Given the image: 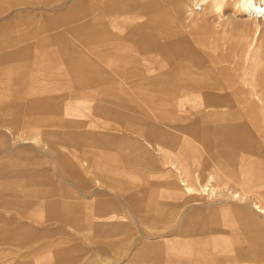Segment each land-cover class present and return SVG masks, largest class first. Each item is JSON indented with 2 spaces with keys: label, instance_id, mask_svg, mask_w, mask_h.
I'll return each instance as SVG.
<instances>
[{
  "label": "rangeland",
  "instance_id": "rangeland-1",
  "mask_svg": "<svg viewBox=\"0 0 264 264\" xmlns=\"http://www.w3.org/2000/svg\"><path fill=\"white\" fill-rule=\"evenodd\" d=\"M237 1L223 0L217 8L212 9L211 1L208 0L200 5L198 10L193 11L191 0H0V114H10L14 118L10 122L0 123V148L23 146L36 147L35 149L39 150L36 153L30 152L24 157H19L17 153H6L0 149V180L2 181L5 178L3 175L10 171L20 170L28 163H37L41 166L35 168L36 172L41 174L40 170L43 168V171L47 172H42V175L47 173L52 176V182L61 184L71 196L78 195L75 184L79 179L69 175L73 169L70 167L67 169L62 160L63 156H58L60 153L56 155L53 153L57 146L53 145L52 147V139L44 133L47 131L50 135L49 131H52V126L41 128L45 123H42V126H38L37 122L29 124V118L33 117H42L52 123L54 112L50 111L51 113L40 115L37 110L39 116L24 115L26 109L24 104L28 103V99L30 100L27 95L34 90L25 93L17 90L20 85L38 82L41 84L42 82L46 83L43 85L51 87L47 95L52 94L53 84V93L56 92L58 96L66 82L78 80L77 75L68 77L65 69L61 72L64 66L67 68L71 66L72 59L66 58V51L71 49L85 53L89 51L88 55L90 53L89 74L85 79L89 84V103L77 102L80 103L78 105L81 108L89 107L90 115H93L96 108L99 84L105 88L104 99L112 100V98L108 99V96L114 93L113 85L117 84L118 87L115 89H121L119 92L126 94L138 107H142V111H145L146 106L136 95L139 93L138 89H131L127 83L131 79H137L136 76L141 81L146 77L144 71L155 73L163 70L166 73H174L173 68L176 65L182 67L178 69V72L184 76L187 74L186 69L189 65L183 66V64H190V61H193L197 63V67L200 69L197 73L201 76H206L209 67L216 66L220 79L228 86L232 94L238 95V98L240 95L237 91L246 90V83H248L249 102L255 104L256 115L262 120L261 130L264 134V19L263 17L257 19L256 23L250 21L243 15L241 7L236 5ZM186 5L187 7H185ZM187 12H190L192 16L190 17ZM153 17L155 22L151 21ZM150 22L156 25L162 23V26H153L150 25ZM142 24L144 25L142 26ZM145 24L148 25L145 26ZM152 28L162 31L158 35L163 36L159 37V41L162 40L163 43L154 41L152 44L154 57L145 59L142 56L146 54L145 46L147 44L140 40H145L147 35L156 36L154 32L145 33ZM101 47H105L108 52L114 49L122 57L126 55V58H109L106 54H104V58L102 54L97 56V49ZM149 53L150 48H147V54ZM176 54L180 56L179 59L172 57ZM135 63H137V73L136 71L133 73L134 69H130L134 67ZM124 70L126 72H123ZM182 80L184 82V78ZM179 92L167 95L175 104L174 120L154 119V121H158L160 127L169 130L179 140L193 141L192 137L180 132V129L185 126L181 117L192 114L193 109L182 111L177 107L181 97H179ZM190 92L192 93V91ZM21 93H24L27 99L17 96L18 94L21 96ZM256 96L259 97L261 103L255 99ZM50 102L52 103V101ZM106 102L113 103L118 107L124 105L133 110L120 99ZM224 111L228 112L229 110L225 109ZM146 116L148 119L152 118L149 113ZM54 118L63 124L60 121V115L58 118L55 115ZM25 119L27 120L24 123ZM89 119L90 122L95 121L94 117L90 116ZM130 122L128 120L123 124L113 125L104 123L105 125L102 126V131L112 135L115 146L117 145L123 152L120 153L114 148L112 150L118 161V165H115L114 168L117 170L114 172V176L124 182H136L140 185L138 188L133 186V189L126 190L127 188H124L125 190H123L111 188L107 183L101 184L100 197L122 202L117 211L126 219L122 234V238H125L126 241H119L120 237H115L111 232L112 228L106 226L103 229L105 233L101 236L102 241L96 242L97 244L88 243L89 235L74 234L73 231H80L82 228L71 226V220L65 221V219L59 218L58 210L56 211V222H68L69 228L55 226V220H49L52 204L47 201L40 203L42 207L41 225L34 224L33 227H29L28 224H32L29 219V209L32 208L33 203H26L23 206L25 211L22 207L20 212V206L17 208L14 204L3 202L0 203V233H2L0 235V264H169L173 261L176 264H199L203 259L198 262L192 256L187 257L181 253L174 258H166V260H162L159 253L150 249L146 250V253L137 254V251L145 243H170L175 240L178 226L182 224L181 219L188 212L192 199L195 201L200 199L198 202L208 204L205 205L210 209H221L227 206L242 209L251 215L250 217L257 218L264 228V217L254 214L253 208H251L253 204L246 203V199L245 204L234 201L223 202L226 196L207 199L206 195L200 194L199 185L209 183V178L207 180L200 178V182H196L194 179L190 180L191 194L185 193L183 188L179 187L178 189L174 188L176 197L171 198L166 195L164 182L160 177L169 171L167 168L169 165H164V162L169 160H165L162 153L155 155L154 164H151L148 159L137 157L132 151L134 143H140L145 152L150 149L143 143V139L147 135L146 132L136 130L134 128L136 123ZM66 124H68L67 120ZM98 124L101 125L102 122H98ZM33 140H36L33 142L34 145L24 144ZM174 154L182 159H187L179 145L175 147ZM190 155L195 159L193 163L191 162L192 164L190 163L192 165L189 168L191 172L196 170L194 165L197 159L191 152ZM173 167L170 166L171 169ZM107 173L109 176L113 175L109 171ZM10 175L14 178L17 173L15 172L14 175L12 172ZM176 175L172 173V179L177 182ZM83 178L87 181L92 180L91 176L86 173ZM159 178L161 180H158ZM256 178L251 189H246V193L253 202L264 208V180H259L258 176ZM212 186L219 189L214 182H212ZM189 188L187 186V189ZM151 190L158 191L159 195H156V198L164 206L176 207L180 220H176L174 224L165 223L156 226L159 231L163 229L164 233L161 237L157 240L143 242L139 238L146 227L133 216L126 201L130 194L142 199L144 196H148V194H144V191L148 193ZM232 193L235 192L232 191ZM54 213L55 211H53ZM22 214L25 218L20 216ZM227 215V218L233 221L235 218H239L235 213H225L221 216ZM23 224L25 225L21 226ZM224 228L226 231L219 235L227 240V244L234 246L244 244L242 239L245 234L242 231L246 230V233L249 230L252 233L249 227L248 229L235 225V223H229ZM171 229L172 231H168ZM16 232H23L26 236L31 235L32 232H39L42 234V239L35 240L34 244L24 245L7 238L10 233ZM82 238L84 241L81 240ZM132 244L133 250L122 249V247ZM260 244L264 247L263 243ZM96 248H100V250L97 251ZM260 264H264V260Z\"/></svg>",
  "mask_w": 264,
  "mask_h": 264
},
{
  "label": "crops",
  "instance_id": "crops-1",
  "mask_svg": "<svg viewBox=\"0 0 264 264\" xmlns=\"http://www.w3.org/2000/svg\"><path fill=\"white\" fill-rule=\"evenodd\" d=\"M147 25L145 24V26ZM155 26H162V23ZM155 35H147L145 40H140V42L147 44L145 46L146 54L142 56L145 59L154 57L152 51L154 41L163 43L162 40L159 41V37L161 36L162 38L163 36ZM147 48H150L149 54H147ZM67 51L66 58L72 59L71 66L68 68L64 66L61 72L65 69L68 77L77 75L78 80L76 82H66L58 96L56 92L53 93V84L52 94L47 95L51 87L43 85L46 83L42 82L41 84L38 82L20 85L17 90L24 93L34 90L27 95L30 100L28 99V103L24 104L26 105L24 106L26 108L24 115L39 116L38 114L54 112L52 114V123L42 117H33L29 118V124L30 122H37L38 126H42V123H45L41 128L52 126V131H49L50 135L47 131L44 133L52 139V147L53 145L57 146L53 153L55 155L60 153L58 156H63L62 160L67 169L68 167L73 169L69 175L79 179L75 184L78 195L71 196L61 184L52 182V176L47 173L42 175V172H47L43 171V168L40 170L42 171L41 174L36 172L35 168L41 165L28 163L22 166L20 170H13L8 172L9 174L3 175L6 179L0 180V203L6 202L14 204L15 207L20 206L21 210L17 209L20 212L26 203H33L32 208L29 209V219L32 224H28L29 227H33L34 224L41 225L42 207L40 203L47 201L52 204V213H49L48 217L49 220H55V226L69 228L68 222H56V211L58 210L60 213L59 218L65 219V221L71 220V226H79L89 234L88 243L102 241L103 238L101 236L105 233L103 229L106 226L112 228L111 232L115 237H120L119 241L125 242L126 239L122 238V234L126 219L117 211L122 202L121 200H109L100 197L101 184L107 183L111 188L123 190H125L124 188H127L126 190L129 188L133 189V186L138 188L140 185L136 182H124L114 176V172L117 171L114 168L115 165H118V161L112 150L114 148L120 153L123 152L121 148L117 145L115 146L114 137L102 131V126L105 125L104 123L109 125L123 124L130 120L132 123H136L134 126L136 130L146 132L147 135L143 139V143L150 149L145 152L140 143H134L132 151L137 157L148 159L151 164H154L155 155H161L162 153L164 159L169 160L164 162V165H169L167 167L169 171L160 177L163 179L166 195L171 198L176 197L174 188L178 189L181 187L175 173L176 170L190 188H192L190 180L194 179L196 182H200V178H206V180L210 178L219 189L239 193L244 199V201L242 200L243 204H245L246 199V203L250 202L251 205L253 204L251 208H253L254 214L260 215L254 211V206L262 210L264 208L253 202L246 193V189H251L252 184L256 181V176L259 177V180H264L262 120L256 115L255 104L249 102L250 90L248 83H246V90L237 91L240 95V98H238V95L232 94L228 86L220 79L216 66L214 68L209 67L206 76H201L197 73L200 71L197 63L190 61V64H183V66L189 65L187 67L189 70L186 69L187 74L184 76L178 72L181 66L176 65L173 68L174 73H166L163 70L155 73L144 71L146 77L143 79L146 80L141 79L139 81V77L136 76L137 81L136 79H131L132 81L130 80L127 83L131 89H138L139 93H136V95L146 106L145 111H142V107H138L126 94L119 92L121 89H115L118 87L117 84L113 85L114 93L112 95L108 94V99L112 98V100L104 99L105 88L104 86L102 88L101 84H99L97 86L99 90L97 89L96 108L93 111V115H90L89 107L81 108L78 105L80 103H77L78 101L89 103V84L85 79L87 74H89L88 59L90 58V53L88 55L89 51L85 53L72 49ZM97 52L98 56V54L103 55L108 51L105 50V47H101L97 49ZM116 54L115 52L113 56L115 59L126 58V55L122 57L120 54ZM159 57L162 58L163 56ZM172 57L180 58L177 54ZM130 69H135L133 73L135 71L137 73V68L131 67ZM183 69L185 68L183 67ZM123 72L126 71L124 70ZM128 73L131 74L129 71ZM153 73L154 75H152ZM182 78H184V82H182ZM173 92L180 93L179 97H181L177 104L179 109L182 111L193 109L192 114L181 117L182 121L185 122V126L180 129L181 134L192 137L193 141L189 139L185 141L179 140L169 130H164L160 127L158 121H154V119L174 120L175 104L167 96ZM24 93H21V96L20 94L17 96L27 99ZM23 94L24 96H22ZM117 99L124 101L133 110L128 109L124 105L120 106V108L113 105V103L106 102H114ZM58 105L61 106L58 107ZM225 109L229 111L226 112L224 111ZM37 110L39 111L38 114ZM148 113L152 116L151 119L147 118L146 114ZM55 115H57V118L60 115V121L63 124L54 118ZM90 116L94 117L95 121L90 122ZM11 119L13 120L14 118L10 114H0V123L10 122ZM65 119L69 125L66 124ZM26 120H24V123ZM98 122H102V124L99 125ZM24 144L34 145L33 142ZM177 145L185 152L187 159H182L174 154ZM35 148L22 146L0 149L6 153L13 152L17 153L19 157H24L25 154L39 151ZM190 152L197 159L194 165L196 170L191 172L189 168L195 159L190 155ZM259 165L261 166L259 167ZM170 166L174 167L171 169ZM107 171L113 173V175L109 176ZM12 172H14V175L16 172L17 176L13 178L10 175ZM83 172L91 176L92 180H85ZM172 173H175L177 182L172 179ZM121 178L123 177L121 176ZM160 178L158 180H161ZM144 194H148V196H144L142 199L130 194L126 202L128 203L127 206L132 210L133 216L146 227L141 232L139 239L143 242H149L157 240L164 233L163 229L159 231L156 226L165 223L174 224L180 218H178L176 207L164 206L156 198V195H159L158 191L151 190L148 193L144 191ZM220 195V197L226 196V198H229L223 192ZM199 200L195 201L192 199V202L189 203L190 208L181 219L182 224L178 226L175 240L170 243H145V248L159 253V257L163 260L174 258L180 253L187 257L192 256L198 262L203 259L199 264H224L225 262L227 264H260L264 260V247L260 246V243L264 244V228L257 218L250 217L251 215L246 211L244 212L242 209L235 207L227 206L221 209H210L199 203ZM23 209L25 211V207ZM53 211H55L54 214ZM225 213H235L239 218H235L234 222L227 218L228 215L225 217L221 216L225 215ZM20 216L25 218L24 214ZM229 223H235V225L244 226L245 228L249 227L252 230V233L249 230L246 233V230L242 231L245 234L242 239L244 244L242 243L240 246L227 244V240L223 239L222 235H219L226 231L224 226H228ZM168 231H172V229ZM81 240L84 241L83 238ZM126 248L129 251L134 249L133 244L128 247H122L125 250ZM114 249L116 248L114 247ZM96 250L99 251L100 248H96ZM169 264L176 263L173 261L169 262Z\"/></svg>",
  "mask_w": 264,
  "mask_h": 264
},
{
  "label": "bare ground",
  "instance_id": "bare-ground-1",
  "mask_svg": "<svg viewBox=\"0 0 264 264\" xmlns=\"http://www.w3.org/2000/svg\"><path fill=\"white\" fill-rule=\"evenodd\" d=\"M192 1V5H193V11L195 10H198V7L200 6V5H202L205 1H208V0H191ZM209 1H211V3H210V6H211V8L212 9H214V8H217V6L223 1V0H209ZM248 3V0H238L237 1V3H236V5L238 4L239 5V7H241V9H242V11H243V15L245 16V17H248V19L250 20V21H252V22H254V23H256V21H257V19L259 20L260 18H262V17H257V14H256V12H255V9L256 8H264V0H252V4H251V6L250 7H244V5H246ZM184 4H187V3H184ZM236 5H235V7H236ZM185 7H187V5L185 6ZM190 10V9H189ZM184 11H185V8H184ZM192 11V10H191ZM190 11V12H191ZM219 11V10H218ZM190 12H187V13H189L188 15L191 17L192 16V14L190 13ZM191 14V15H190ZM187 16V15H186ZM106 18V17H105ZM193 18V17H192ZM263 19H264V17H263ZM151 21L152 22H155V18L153 17V18H151ZM105 22H107V21H105ZM158 22V21H157ZM102 24V23H101ZM150 24L151 25H153V26H155L156 24H152L151 22H150ZM110 25V24H109ZM154 28V27H153ZM152 28V30L150 29V30H147V31H145V33L146 34H149V33H152V32H154L155 34H159V33H161L160 32V30H154ZM109 30H110V26H109ZM111 31V30H110ZM140 31H142L141 29H140ZM167 31H169V30H167ZM144 33V34H145ZM154 34V35H155ZM111 52H107V53H105L109 58L110 57H113L114 56V54H115V50H110ZM117 55V54H116ZM103 57H104V54L102 55ZM131 66H132V64H131ZM134 67L135 68H137V63H135L134 64ZM135 70V69H134ZM149 79V78H148ZM111 80V79H110ZM142 80H146V79H142ZM136 81H137V79H136ZM253 84V83H252ZM259 103H261V100L259 99V97H257L256 96V98H255ZM10 133V132H9ZM11 134V133H10ZM11 136V135H10ZM12 139V138H11ZM24 140V139H23ZM25 141V140H24ZM32 142H36V140H33ZM175 173L177 174V178H178V180H179V183H180V185H181V187L183 188V190L185 191V193H188V194H191L192 193V191L190 190V188L189 189H187V186H186V182H185V180L181 177V174L178 172V171H176L175 170ZM208 181H210L209 183H206V184H203V185H199V188H200V194H202V195H206V197H207V199L209 198V199H212V198H214V197H220L221 195H220V193L221 192H223V194H226V195H228V196H230L229 198H224V201L223 202H227V201H234V202H238V203H244L243 201H242V196L241 195H239L238 193H232L231 191H227V190H221V189H215L213 186H212V181H211V179L209 178V180ZM197 188V187H196ZM196 188H194V189H196ZM212 202V201H211ZM199 203H201L202 205H204V206H206V205H208V204H206V203H203V202H199ZM201 204H198V205H201ZM206 204V205H205ZM214 204H215V202H214ZM254 210H255V212L257 213V214H260V215H262V216H264V210H262V209H260L259 207H255L254 206ZM48 231V230H47ZM24 232V231H23ZM23 232H16V233H8L9 235L7 236V238L8 239H10V240H12V241H15V242H19V243H22V244H27V245H29V244H34V242H35V240H38V239H42V234L41 233H35V232H32L31 233V235H28V236H26V235H24V233ZM26 232V231H25ZM73 233L74 234H82V235H84V234H88V233H86L85 231H83V230H80V231H78V230H76L75 232L73 231ZM2 233H0V235H1ZM44 235V234H43ZM89 235V234H88ZM91 237H92V235H91ZM98 237V236H97ZM145 237V236H144ZM89 238V237H88ZM146 238V237H145ZM101 239V238H100ZM110 239V238H109ZM7 240V239H6ZM37 242H39V241H37ZM10 243V242H9ZM12 243V242H11ZM14 243V242H13ZM21 244V245H22ZM146 246L143 244V246L141 247V249H139L138 251H137V254L139 255V254H142L143 252H145L146 253V250L148 251L149 249H146L145 248ZM84 256V255H83ZM81 257V256H80ZM68 258V257H67ZM77 258V257H76ZM82 258V257H81ZM81 258H79V259H81ZM135 259V258H134ZM162 259V258H161ZM40 260V259H39ZM74 260V259H73ZM163 260V259H162ZM134 262H135V260H134ZM62 263V262H61ZM56 264V263H55ZM58 264H60V263H58ZM65 264V263H64ZM111 264V263H110ZM162 264V263H161Z\"/></svg>",
  "mask_w": 264,
  "mask_h": 264
},
{
  "label": "clouds",
  "instance_id": "clouds-1",
  "mask_svg": "<svg viewBox=\"0 0 264 264\" xmlns=\"http://www.w3.org/2000/svg\"><path fill=\"white\" fill-rule=\"evenodd\" d=\"M252 4V0H248V3L244 5V7H250ZM255 12L257 14V17H264V8H256Z\"/></svg>",
  "mask_w": 264,
  "mask_h": 264
}]
</instances>
